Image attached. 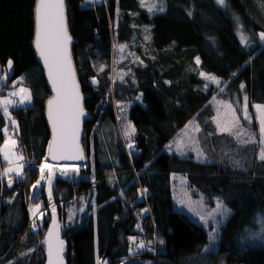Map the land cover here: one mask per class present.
<instances>
[{
	"label": "trees",
	"instance_id": "1",
	"mask_svg": "<svg viewBox=\"0 0 264 264\" xmlns=\"http://www.w3.org/2000/svg\"><path fill=\"white\" fill-rule=\"evenodd\" d=\"M161 1L164 12L150 14L138 0H66L70 34L78 40L73 59L82 91L89 96L85 109L94 116L84 127L88 163L81 171L92 170V179L54 183L55 203L75 192L90 195L74 225L64 227L66 263L264 264V247L246 243L247 232L257 231L264 218V163L250 159L243 171L232 172L208 159L210 147L217 142L220 152L224 139L213 123L212 98L230 102L243 85L251 106L264 105V41L259 39L264 33V0H225L224 6L217 0ZM34 3L0 0L2 73L9 72L7 61L13 62L0 91L23 78L21 85L32 95L29 107L16 101L17 107L9 110L18 124L17 153L24 156L28 184L37 178L49 139L43 116L49 95L32 53ZM238 26L255 42L242 45ZM141 29H147V41L129 47L136 61L117 62L115 47L128 45ZM118 68L128 75L123 83L114 80ZM200 73L218 78L224 90L206 88ZM116 102L130 104L128 118L135 131L127 141L118 127ZM192 122L201 128L194 146L203 153L202 162L168 148ZM9 123L0 108V147ZM130 143L134 147L129 148ZM2 173L0 153V264H44L43 240L50 221L34 258H24L21 254L32 241L23 240L30 193L15 182L9 188ZM181 179L188 188L222 201L231 212L217 249L204 257L200 252L209 242L206 230L174 210L173 189L181 184L174 186L173 181ZM65 216H57L63 225ZM141 241L145 251L130 252Z\"/></svg>",
	"mask_w": 264,
	"mask_h": 264
},
{
	"label": "rangeland",
	"instance_id": "2",
	"mask_svg": "<svg viewBox=\"0 0 264 264\" xmlns=\"http://www.w3.org/2000/svg\"><path fill=\"white\" fill-rule=\"evenodd\" d=\"M138 1L140 7L150 14L164 12V5L161 0H138ZM161 8L163 9V11L160 10ZM149 9H151V11ZM237 35L242 45H248L255 42L254 40L251 39L248 33L244 32V30L240 26L237 27ZM148 36L149 34L147 29H141L140 35L133 34V37L130 43L128 44L129 46L126 44H119L118 47H115V52H116L115 60L119 63L122 61H126L127 59L130 60L134 59V61H136V58L134 57L135 53L130 48H135L142 45L144 42L147 41ZM121 46H123V50H121ZM1 73L2 71L0 70V74ZM127 76L128 75L126 74L125 71L118 68L114 76V80H117L118 83H123L125 82ZM199 76L201 79L204 80L206 88L215 87L220 89L219 92H222L224 90L225 83L221 84V81L218 78L216 79L219 81V84H216L211 80H206L203 76H201V73ZM208 76H212V75H208ZM2 84L3 83H0V86ZM245 97L247 96L241 88L239 92V96L237 97L235 96L230 102L217 97L212 98L210 102L214 111L213 123L216 129V133L219 135H224V139L221 141L222 147L220 152L217 149V147H215V145L218 144L217 142H215V145L210 147L212 148L213 153L211 156L208 157V159L213 163L218 162V164L222 166V169L224 171H232V172L243 171L247 167V164L249 163L250 159L253 162L264 163V161L260 160L259 158L260 150L261 148H264V144H261L260 142L261 139L260 114L258 113L255 107L256 105L254 106L250 105L248 97H247V102H245ZM245 103H247L246 109H245ZM115 105L119 113L118 122L120 125H118V127L120 126V128L122 129L123 137L127 141L128 138L126 137L125 132L130 130L127 127L129 124H131L128 118V111L130 104H127L125 102H116ZM228 106H230V108ZM232 113L235 114V117L238 120V124L236 125V127L232 129V131L238 132L239 133L238 136L231 135L229 133H221L217 129V120H220L222 123L225 120H230L232 118ZM9 124L10 127L8 129V135L12 136L16 140V146L14 149L15 151L19 146V141L15 137L16 129L13 128L11 121ZM198 127L199 129H201L200 126ZM104 129L105 128H103V131ZM195 129H196L195 122H192L189 126H187L186 129H184L177 136L175 140H173L174 142L172 141L173 143L171 142L172 144L170 143L168 145V148L170 147L172 151L177 152L182 156H185L183 158H192L193 156L194 160L201 161L199 159L201 156L200 151H198V148H195L194 146L195 145L194 142H196L194 140L196 139V135H197V131ZM106 130H108V128ZM3 145L4 142L0 148H2ZM90 151H92L91 148ZM0 153H1V160L3 162V172H4V170L8 167V162L4 160L3 153L2 152ZM213 154H216V158H217L216 160L213 158ZM16 163H22L25 165L24 156H23V160H18L16 161ZM42 163H45L44 159ZM86 165L82 168L77 165L63 164L53 168L54 175L51 181V192H52L51 199H49V184L47 180V171L45 172V179L41 181L40 172H39L40 166L38 167L36 172L37 178L35 182L30 184H28L29 181L28 174H26L23 179L17 178L15 172L9 173L8 176H3L7 181L11 179L13 183L14 182L16 183L17 186L20 185L23 186V189L28 188V191L30 193L28 197L29 204L27 207L29 227L27 228L28 231L23 235V240L27 238L28 240L32 239V241L29 244L31 246L21 254L22 256H25L24 258L27 257L28 260H31V258L33 259L35 254L38 252V248L41 245V236L44 232L42 230L44 229L45 224L49 221L51 222V220L53 219V206H55V216H58L59 213L62 214L66 212V216L63 221L65 229L68 228L69 226L68 224L73 226L74 224L71 223L77 221L78 216L82 213V209H84L83 205L86 204V202L88 203L90 201L89 193L75 192L71 196V198H66L65 196H62L61 201L55 203V200L53 198L54 183L56 179H63L64 181L70 184L74 182L77 183L80 180H87L89 178L92 179L93 176L92 170L88 172H81L84 171L82 169L86 168ZM89 167H92V164ZM73 169H76V171H73ZM62 172H65L66 175H62L61 174ZM37 181H40V183L39 185H37V188L33 190L32 186L37 184ZM173 183H175L174 186L178 183L181 184V187L179 189L176 188L173 189V191L175 192L174 196L176 201V206L174 210H176V212H180L181 214H185L193 223L204 228L208 234L209 242L202 247V250L200 252V255L204 257L208 253L213 252L217 249L221 237V228L222 226H224L225 221L229 217L218 228L216 227L215 223L211 220L209 221V225L206 226L200 218L201 214L206 215L209 211L214 210L218 199L205 197L199 192H196L194 189L188 188L185 185L183 179H181L180 182L173 181ZM16 190H19V188H17ZM16 194L17 192H14L13 194H11V196L15 197ZM44 201L46 203L45 205H44ZM29 205L33 208L29 207ZM37 206H38V210L34 216L32 210L34 208H37ZM220 219H221L220 216L216 217V220H220ZM33 222H35V228L33 227ZM75 225L78 226V222L75 223ZM212 232L218 233L219 238L216 240H211L209 233ZM247 235L248 237L246 239V243L249 242V244L250 243L260 244L264 247V218L261 219L259 229L255 232L248 231ZM257 236L259 238H253ZM141 242L143 243V241ZM137 248L138 249L144 248L143 251H145L146 245H144L143 248H140L139 245H137ZM194 255L195 257L197 256V254ZM10 263L11 262L8 261L7 263L4 264H10ZM201 264H203V262Z\"/></svg>",
	"mask_w": 264,
	"mask_h": 264
},
{
	"label": "snow or ice",
	"instance_id": "3",
	"mask_svg": "<svg viewBox=\"0 0 264 264\" xmlns=\"http://www.w3.org/2000/svg\"><path fill=\"white\" fill-rule=\"evenodd\" d=\"M217 3L224 6L225 0H217ZM149 10L151 11V9ZM160 10L163 11L162 8ZM35 21L36 32L34 46L43 60L45 67L48 69V78L51 81L53 90L56 92L55 98L48 101V119L51 122L53 134L52 141L48 146L49 156L56 160L83 159V151L79 144V133L80 118L84 116L85 113L81 104L82 98L79 93V85L76 83L75 74L71 67V57L68 48L71 43V38L68 35L66 27L64 0H38L35 9ZM259 39L264 41V33L259 34ZM121 50H123V46H121ZM196 62L197 64L200 63L199 58H197ZM12 66L13 62L9 59L7 61L9 72L0 76V83H6L9 80V73L12 70ZM201 76L206 80H211L219 84L215 76H208L204 73H201ZM17 83L22 84L23 78ZM93 83H97V81L93 80ZM243 87L244 86L241 85V88ZM13 88H16V84H13ZM9 96L19 97V105L31 104V92L24 87H19L18 90L10 92ZM245 102H247V97H245ZM9 105L15 106V102L9 99L0 100V108H2L4 116L8 117L14 129H18L17 122L12 119L9 112ZM228 107L230 108V106ZM255 107L260 114V142L264 144V105H256ZM246 108L247 103H245V109ZM237 124L238 120L235 114L232 113V118L230 120H225L223 123L217 120V129L221 133H229L238 136V132L232 131ZM127 127L131 132L126 131L125 135L130 136L131 133H134L135 129L131 124ZM195 130L199 131V127L196 126ZM3 131L7 139L4 141L3 147L0 148V152L3 153L4 160L8 162V167L4 170L2 175L8 176L9 173L15 172L17 178L23 179L26 175L23 171L25 165L16 163L18 160H23V156L14 151L16 140L8 135V129L4 128ZM128 147L132 148L134 146L130 143ZM200 155L202 156L203 153H200ZM259 158L264 161V148H261ZM47 159L46 157L45 161H47ZM46 171L49 184V199H51V181L54 175V169L47 162L42 163L39 167L41 181L45 179ZM73 171H76V169H73ZM61 174L66 175L65 172ZM39 183L40 181H37V184L32 186L33 190L37 188ZM12 184L13 181L9 179V188L12 187ZM144 191L146 192L147 190L145 189ZM37 210L38 206L32 210L34 216ZM229 215L230 209H228L222 201L217 200L215 209L209 211L206 215L201 214L200 218L206 226L209 225V221L211 220L218 228ZM217 216H220L221 219L216 220ZM53 225V230L49 231L48 238L44 241L48 245L49 264H63V241L59 240L58 232L55 233V249L52 243L55 231V206H53ZM33 227L35 228V222H33ZM209 236L211 240L219 238L216 232L209 233ZM132 242L136 243L134 238H132ZM160 243H163V240H161ZM139 247L143 248L144 244L141 242Z\"/></svg>",
	"mask_w": 264,
	"mask_h": 264
},
{
	"label": "water",
	"instance_id": "4",
	"mask_svg": "<svg viewBox=\"0 0 264 264\" xmlns=\"http://www.w3.org/2000/svg\"><path fill=\"white\" fill-rule=\"evenodd\" d=\"M37 4H38V0H35L34 9H33L34 32H33V39H32V53H33L34 60H35L36 64L38 65V67L42 71V77L44 79L45 86H46V89H47V92L49 95L44 102V111H43L44 120H45L47 130L49 133V139H48V142L46 145V150H45L44 162H47L50 166H52V168H55L56 166H60L63 164L77 165V166H80L83 168L87 164V155H86L85 148L83 146L84 127H85V123H91L94 121V116L89 111H87L85 109V101H86V99L89 98V96L85 95L82 91V87H81L80 80L78 77V73L76 70L75 62L73 59V50L72 49H73V46L78 44V40L70 34L67 9H66V0H64V14H65L66 27H67L68 35L71 38V43L68 46L70 57H71V67H72V71L75 74L76 83L79 85V93H80V96L82 98L81 104H82V107H83L84 113H85V115L80 118V133H79V144H80V147L83 151V157L84 158L83 159L56 160V159H52L49 156V152H48V146H49V143L52 141V136H53L51 122L48 119V101L55 98L56 92L53 90L51 81L48 78V69L45 67L43 60L39 56V53L36 51L35 46H34L35 32H36L35 9L37 7ZM46 157L48 158L47 161H45ZM53 228H54V225H53V219H52L51 222L49 223L47 231L45 233L44 241L48 238V233L50 230H53ZM57 232H58L59 240L63 241V253H62L63 264H67L66 259H65V254L67 252L68 245H67V242L64 238L65 237V229H64V225L61 223L59 218L57 216H55V231H54V235L52 238V243H53L54 249L56 246V235H55V233H57ZM44 257H45L44 264H49L48 245L45 242H44Z\"/></svg>",
	"mask_w": 264,
	"mask_h": 264
},
{
	"label": "crops",
	"instance_id": "5",
	"mask_svg": "<svg viewBox=\"0 0 264 264\" xmlns=\"http://www.w3.org/2000/svg\"><path fill=\"white\" fill-rule=\"evenodd\" d=\"M19 87H24V86H22L21 84H18L17 82H16V88H12V89H10V90H8V91H4L3 92V94H2V92L0 91V100H4V99H14V100H16L17 101V103H18V105H19V97H12V96H9V93L10 92H12V91H15V90H18V88ZM0 88H1V86H0ZM24 88H26V89H28L27 87H24ZM29 90V89H28ZM30 91V90H29ZM31 103H32V100H31ZM31 104H27V105H19L20 107H29ZM12 107H11V105H9V110L11 109Z\"/></svg>",
	"mask_w": 264,
	"mask_h": 264
},
{
	"label": "built area",
	"instance_id": "6",
	"mask_svg": "<svg viewBox=\"0 0 264 264\" xmlns=\"http://www.w3.org/2000/svg\"><path fill=\"white\" fill-rule=\"evenodd\" d=\"M4 73H1L0 74V76H2ZM12 101H14L15 102V106L14 107H17V103H16V100H12ZM13 106V105H12ZM16 152H18V149H16L15 150ZM140 243H137V244H135V245H132L131 247H130V252H134V251H136V254H139V253H137V245H139Z\"/></svg>",
	"mask_w": 264,
	"mask_h": 264
}]
</instances>
